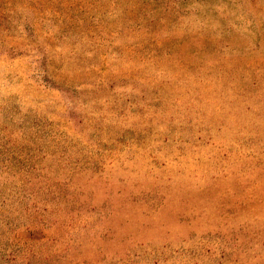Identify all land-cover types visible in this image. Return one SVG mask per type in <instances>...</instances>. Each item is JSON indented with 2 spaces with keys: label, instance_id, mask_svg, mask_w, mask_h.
I'll list each match as a JSON object with an SVG mask.
<instances>
[{
  "label": "rangeland",
  "instance_id": "374dc122",
  "mask_svg": "<svg viewBox=\"0 0 264 264\" xmlns=\"http://www.w3.org/2000/svg\"><path fill=\"white\" fill-rule=\"evenodd\" d=\"M0 264H264V0H0Z\"/></svg>",
  "mask_w": 264,
  "mask_h": 264
}]
</instances>
